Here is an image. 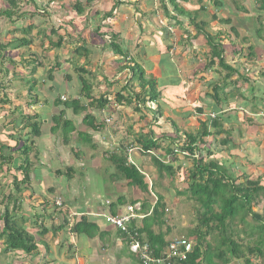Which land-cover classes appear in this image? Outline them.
<instances>
[{
  "label": "rangeland",
  "instance_id": "rangeland-1",
  "mask_svg": "<svg viewBox=\"0 0 264 264\" xmlns=\"http://www.w3.org/2000/svg\"><path fill=\"white\" fill-rule=\"evenodd\" d=\"M8 1L0 0V10L9 8ZM78 1L56 0L51 3V1L45 0V2H49L47 13L44 14L49 19H45L33 14L28 15L33 12V5L30 0H19L18 7L16 6L13 12L15 15L16 12L17 15L19 14V10L27 12L23 17L24 20L16 19L14 23L6 16L0 18V122L7 123L8 119H11L7 116V112L19 109L22 105L30 110L31 105L34 104L36 106L34 110L41 111L45 119L46 117L51 119V114L58 113V109L53 104L58 99L64 102L62 97L69 100L70 97L67 91L72 87L75 79L86 72L84 76L95 86V95L98 96L97 98L101 97L102 100L107 98L104 96L112 95L115 101V95L118 92L128 96L129 89L136 92L140 91L138 76H133L130 69L126 68V65H122L125 59H121L117 55L108 56L102 52L99 67L96 71L91 72L86 71L84 68L83 70L76 69L73 65H68L69 61L65 60L66 58L68 60L72 58L71 55L66 53L67 45L72 41L71 38H75L73 40L79 42L83 39L89 42L93 40L100 41L101 46L109 47L114 32L111 30L107 32L106 29L113 20L112 22L116 28L120 29L119 34L136 32L139 35L137 48L148 43L150 46H155V52L158 50L156 53L146 51L140 55L136 54L134 58L136 61L141 62V66H144L148 78L157 80L156 87L160 92V96L156 100L157 102H147L145 106L142 104L140 111L134 109L136 103L132 107L123 106L121 108L115 105V102L107 103L105 106L106 111L114 115L117 125L119 122L118 135L115 133L105 135V137H109L110 144L114 145L115 148L111 149L106 145L105 149L103 147L98 150L91 158L93 161L88 163L85 156L80 157V155H84L86 150L83 152V149L90 146H82L81 150V145H79L81 137H78L77 140L71 138L70 142H74L76 146H73V149L71 148V152L69 151L70 146L68 147L69 157L75 158L77 154L84 165L89 164L92 168L97 167L96 170L88 168L83 170L80 165V168H77V173H83L86 179L89 174L92 178L91 183L97 187H102L104 183L108 185L119 179L123 182L120 191L127 192L129 190L131 195L136 191L141 197V202L148 201L151 205L156 202V195L161 196L162 203L165 205L163 217L165 221L161 226H156V231L163 230L167 240L177 237L187 238L189 232L199 226L200 212L203 211L200 204L191 196L188 190L190 182L187 179L188 177L183 179V176H188V170L193 167L192 159H184L183 156L179 155L180 159L171 165L176 171L174 174L165 170L161 171L154 162L153 158H157L156 156L162 158V155L167 151L166 148H174L173 145L178 138L171 139L169 135L180 134V136H184L192 134L193 136H199L203 131L202 123L206 122L212 134L206 137L205 143L213 150L218 162H222L226 166L227 174L229 176L233 175L237 183H244L247 179L258 180L261 178L260 181L264 184V114L259 112L264 107V40H260L261 34L264 35V30L259 33L260 28L264 29V18L260 19L257 16L259 10L257 2L254 0H177L179 7L189 12L188 14L180 13L177 15L178 12L174 9L171 0ZM98 2H124V10L113 13L112 17L106 20L105 12L101 11V7H98L100 10L94 7ZM38 3L42 4V2ZM75 3L81 5L83 12L80 16L75 11H70L74 17L72 16L69 19L67 12ZM202 6H204V9H200ZM248 13L251 15L249 16ZM225 19H228V21H222ZM72 20H75L74 24L70 22ZM36 21L40 23L35 25ZM191 22L199 24L204 22V29L214 36L216 42L222 44L223 57L226 63L236 70L230 76L226 75L229 73V69L220 67L217 59L211 67L207 66L211 59L212 48L205 36L198 33L197 28ZM24 23L35 25L31 30V34L28 35L32 39L31 45L20 49L10 48L7 44L11 40H17L23 36L21 35V27ZM44 26L48 28L47 32H50L53 28L57 30V33L64 34L65 32L67 34L66 38L68 40L65 39L66 41L61 48H49V37L56 39L57 36L49 33L50 36L45 37V34L43 35L40 32ZM68 27L73 28V37L67 33L68 30H72ZM166 30L170 35H167ZM106 34L109 37L105 36ZM160 34L163 38H159ZM74 48L72 51H74ZM94 57L98 58L99 56ZM159 57L166 59L163 67L160 65L161 70L158 67ZM58 59L62 62L59 66L56 65ZM32 60L37 63H33ZM33 69L35 70L33 71ZM33 77L36 78L38 83H35V91L31 93L29 80ZM123 87L127 89L123 91ZM34 94L39 96L37 103L30 101L32 100L30 95ZM19 97L26 100L24 104H18L22 100ZM150 109L153 110V113L148 116L146 114L150 113ZM251 111H254V113H251ZM133 114L138 117L133 118ZM129 116H132L135 120H127L126 117L129 118ZM146 118H149V121ZM216 118H219L218 125H220V128L217 129L213 127V121ZM3 123H0V130L7 127V124L11 122ZM140 123L143 127H140ZM52 124L54 123L51 121H43L44 131ZM136 128H140L139 132L141 133H153L156 136L154 138H157L158 141L163 140L164 142L161 141V146H163L160 149L161 151L154 150L153 152L156 154L145 153L142 150V141L137 140L140 139L138 138L139 132L130 133V130H136ZM143 128L146 132L142 131ZM62 135L57 136L54 140L55 151L59 152V156L53 158V161L50 160L48 152L51 149L49 136L39 140L42 145L39 146V153H36V150L33 151L34 154L31 152L30 161L33 166L36 165V168H40V172L42 168H49L48 165L51 167L52 182L48 179L49 182L41 186L37 181L34 182L31 174V181L22 185L23 190L21 193H16V188L12 182L15 170L12 168L17 165L18 160H13L8 165L9 167L5 165L0 169V216L6 206L12 209L17 195L23 207L21 210L18 209V213L22 215L25 212L27 216H30L29 219H26L25 224L28 230L34 234L37 233V226L44 218L42 216H44L46 205H55V200L52 199L53 194L48 191L50 184L57 185L59 183L61 186L67 187L70 183V178L67 175L56 174L58 169L65 172L68 163L70 166V160L66 159L64 161L63 158L66 155L59 151L65 143ZM65 138L68 139L69 137ZM3 139L4 137H0V147H2V143L4 144ZM178 140L180 141V139ZM130 144L135 146V150L132 152L129 151ZM206 144L204 145L206 146ZM1 151L5 155L11 154L7 149ZM45 152L48 153L49 157ZM108 154L110 156L114 154L125 156L127 163L135 164L143 174H146L144 176L149 185L148 191L140 189L139 192L138 187L131 186L124 175L117 170L115 164L109 160V157H106L109 156ZM95 157L98 160H95ZM136 157H140L142 162H138ZM22 161L23 159L20 157L19 163L23 164ZM164 161L167 163L169 159L165 158ZM179 167L182 169L179 170ZM31 168L33 172L32 165ZM35 173H38V170ZM100 176L106 181L101 179ZM77 180H81V183L83 181L80 176H77ZM79 185L81 186V184ZM44 188H47V190ZM78 189L79 187L75 184V190ZM47 191L48 193H46ZM11 192L15 196L12 198L9 196L8 200V195ZM49 196L52 197V200L49 199L51 204L50 202L47 204L46 202L37 201L40 197ZM118 197L123 198L125 201L129 200L126 194ZM61 198L64 202V197ZM24 203L35 207L36 211L34 212L37 213L32 210H25ZM16 206L19 207L18 203H16ZM65 209L63 208L60 211L63 213L61 215L62 223L67 222L64 216V214H67L64 212ZM253 210L264 213V198L253 206ZM247 220L251 224L258 223L256 219H252L250 216ZM51 221L58 224L61 219L58 217L48 219L46 224L51 225ZM233 224L236 227L227 229L228 236L237 240L244 250H246L247 244L255 245L257 234L252 237L249 236L250 234H244L242 230L247 225L241 224L239 219H236ZM35 225L36 227H34ZM43 227L46 228L45 225ZM220 235L222 236L221 229L218 233L209 234L207 240L216 246V241ZM217 251V248H213V253L216 254ZM249 258L253 264H264V257L250 255ZM24 260V258H17L12 254L0 252V264H22ZM216 261L219 260L216 259ZM29 263L34 264V261L30 260ZM230 264H244V259L231 258Z\"/></svg>",
  "mask_w": 264,
  "mask_h": 264
},
{
  "label": "trees",
  "instance_id": "trees-1",
  "mask_svg": "<svg viewBox=\"0 0 264 264\" xmlns=\"http://www.w3.org/2000/svg\"><path fill=\"white\" fill-rule=\"evenodd\" d=\"M171 1L173 3L174 9L178 12L177 15H179L180 13H189L179 7L176 2L177 0ZM8 2L9 8L0 10V18L6 16L11 22L14 23L16 19L24 20L23 17L26 15L27 12H21L19 10L18 15L16 12L17 16L13 12L15 7L18 5L19 0H9ZM30 2L33 5V12L28 15L33 14L34 16L49 19V17L44 15L47 13L49 2H45V0L42 2V4H39L38 2H36V0H30ZM76 2L79 1L76 0ZM118 4L119 2H116V4L110 9L109 12L104 13L106 20L107 18L110 19L112 17V14L115 13ZM257 5L258 8L264 12V0H258ZM71 9L67 12L69 14V19L72 18V16L74 17V15H71L72 12L70 11H75L79 15H81L83 12V8L77 3L72 5ZM200 9H204V6H202ZM73 21L75 20H72L70 22H72L73 24ZM222 21L227 22L228 19ZM39 23L40 22L36 21L34 24L38 25ZM191 23L194 27L197 28L198 33H202L205 36L209 46L212 48L211 59L207 66L211 67L212 64L216 63L215 60L217 59V62L220 67L229 69V73L226 74L227 76H230L232 72H235L236 70L232 68V66L227 64L223 57L224 50L222 48V44L216 42L214 40V36L204 29L205 23L201 22L202 25L197 22ZM35 25H33L32 23H24L21 27V35L23 36H21L20 39L11 40V42H9L7 45H9V47L12 49H20L30 46L32 43V39H30L28 35L31 34V30L33 27H35ZM47 29L48 28L44 26L42 27V30H40L43 35L45 34V37L50 36L49 33H52L57 36L56 39H54L53 37H49V48L59 49L62 47L64 42L68 40L66 38V33H57V30L53 28H51L50 32H47ZM166 31L167 35H170L168 30ZM159 38H163L162 34H160ZM81 41V45L74 48L76 58H81L82 56H87L89 54V51L87 49L88 45L86 41L84 39ZM102 49L104 51L110 49L109 51H111L114 55H117L121 59H125L124 65H126V68L130 69L132 75H137L140 80V91L136 92L134 90L129 89L128 96L122 94L121 92H118L115 95V103H117V105L119 104L124 107H132V105L136 103L134 109L140 111L142 104H144L145 106L147 102H157L156 100L160 96V92L157 90L156 87L157 80L155 78H148L145 74L144 67L141 66L142 64L140 62H137L134 57L130 59V57L127 56L125 50H123L122 46L117 42L116 33L112 35V40L109 44V47L104 46L102 47ZM22 54L25 55L24 53ZM74 59L75 57H72L70 60L66 58L65 60L75 65L76 69H79V65L75 64V62L72 61ZM162 60L163 61L161 62V65L163 67V63L166 59L162 58ZM32 61L33 63H37L35 62V60ZM60 63L62 64V62L58 59L56 65L59 66ZM34 70L35 69H33V71ZM85 74H80V80L82 82V91L84 92V95L89 96V98L92 99L91 101H89L92 106L94 105L97 109H104L107 103H112L111 100L109 98L102 100L101 97L96 99L94 96H92V86L89 81L84 77ZM29 82L30 92L33 93L35 91V85L38 82H36V78L34 77L33 79H30ZM123 88V91L127 89L126 87ZM30 96L32 98V100L30 101H34L35 103L38 102V94ZM78 102L79 101L77 99L69 98V100L65 99L64 102H61L58 99L54 104V106L58 109V113H55L51 118L52 122L54 123V125L51 127L52 132H56L57 130L62 129L61 131H63L64 142L66 144L68 142V139H66L65 137L68 138V135L74 130V124L71 120L65 118V113L69 109L73 110L75 114H78L79 112L84 110L86 106H80L78 105ZM155 110L156 109L154 108V111ZM149 111L150 113L146 114L148 116L152 115L153 113V110L150 109ZM23 116L24 119L22 120L20 125L19 123H15L19 129L18 135L14 133L6 134L9 139L15 140V144L13 145L10 143V145H5L1 142V146L3 147V149L2 147H0V151L7 149L11 153L9 154L10 156L7 154L6 156L4 152H0V159H2L0 160V169L2 168V166L4 167L5 165L9 167L8 165L11 164V162L14 160V157H17L18 163L14 168H12L13 170H15L13 172L12 182L14 187L16 188V193H21L23 190L22 185L28 184L31 181V165L33 168L35 165L33 166L29 156L31 152L35 151V139L40 137L44 132L41 125L42 122L45 120L39 121V119H35L34 116H25L24 114ZM40 117L38 116V118ZM31 119L35 120L32 121ZM218 119L216 118L213 121V127H215L216 129L220 128V125H218ZM22 123L23 125L21 126ZM30 125L31 128H28ZM202 125L203 131L199 136H193L192 134H186L187 136H180V134L169 135L171 139L178 138L180 139V141H183L180 142L177 139L175 140L173 149L166 148L168 152L165 151V154L162 155V157L168 156L169 162L167 163L169 164L163 162L160 156H156L157 158H153L158 169H160L161 171L165 170L168 173L172 174L176 173V171L171 165H173L174 162L176 163L180 159L179 155L183 156L184 159H192L193 161V167L188 170V176H183V179L188 177L187 179H189L190 181L188 190L190 191L191 196L200 204L203 211L200 212L199 226L191 230L189 232V235L187 236V239L191 240L193 243L192 251L189 253L188 258L186 260L175 262L176 264H230L231 258H236L244 259V264H253L252 260L249 258L250 255H257L260 258L264 257V213L255 212L253 210V206L260 199L264 198V184L262 181H260L261 178L258 180L247 179L244 183H237L233 175L229 176L225 168L226 166L222 162H218L213 150H211L210 146H207L208 144L205 143L206 137L211 135L212 132L209 131L206 122H203ZM26 130H28L27 133ZM138 135V138L140 139L137 140L142 141V150L145 153H149V151H154L158 149L160 150L163 147L161 146V141L163 140L158 141L157 138H154L156 136H154L153 133L146 134L139 132ZM204 144H206V146ZM20 157H22L23 159V164L19 163ZM109 160H111L117 167V170L121 172L127 180H129V184L131 186L138 187L139 189L144 191H148L149 185L146 182L144 176L146 174H143L135 164L127 163V159L125 158V156H117L115 154L114 156H111V159L109 158ZM178 169L180 170L182 168L179 167ZM36 170L39 169L35 168V171L33 170V172H36ZM72 172L73 170L71 171V167L67 168L65 172L59 169L56 170L57 175H67V177L70 179L74 174V172ZM9 196L12 198L15 195L13 192H11L10 195H8V200ZM17 197L18 196L16 195L14 199L15 205L12 207V209H10L9 206H6L4 212L0 216V219L3 223L0 224V252L7 253L10 255L12 254L17 258H24L25 260L22 264H30L29 259L32 260V258H34L37 253L39 244L41 245V243L39 242V240H37L35 236L36 233L34 234L28 230L25 224L27 218L24 216V214L21 215L18 213V209L21 210L23 207L21 206L19 197ZM156 197L157 200L153 205H151L148 201L141 202V208L138 210V212L145 213V217L143 218V226L138 227L132 223L130 226V232L132 234L137 233V239L139 241L147 239V241L152 246L157 248V251H160L167 245V241L164 236L165 233H155L152 227L154 225L161 226L164 223L165 220H163V217L165 212V205L162 203L161 196L159 197L156 195ZM20 200H22V198H20ZM118 200L122 204L127 203L124 199ZM136 201L137 200L133 201V204H135ZM16 203H18L19 207L16 206ZM249 216L252 219H256L258 223L251 224V222L247 220ZM236 219H239L241 224L247 225V227L242 230L244 234H250L249 236L251 237L257 234L255 245L251 246L250 244H247L246 250L241 248V245H239L237 240L227 235V229H234L236 227L233 224ZM220 229L222 236L220 235V237L216 241L217 245L214 246L211 241L207 240V236L211 233H218ZM94 230L95 228L90 225L89 222L85 221L84 218H82L80 222L74 224L73 226L74 232L78 234L85 233L88 236H92ZM48 231L49 229L45 228L43 231H41V233L42 235H45L46 233H48ZM123 234L126 237V240L128 241L130 239V237L127 236L128 234ZM213 248H217L218 251L216 252V254L213 253ZM216 259L219 261L217 262Z\"/></svg>",
  "mask_w": 264,
  "mask_h": 264
},
{
  "label": "crops",
  "instance_id": "crops-1",
  "mask_svg": "<svg viewBox=\"0 0 264 264\" xmlns=\"http://www.w3.org/2000/svg\"><path fill=\"white\" fill-rule=\"evenodd\" d=\"M43 1L44 0H36V2H43ZM50 1L51 3H53L56 0H50ZM254 1L258 2L257 0H254ZM123 3L124 2H119L118 7L115 10V13H119V12H122V10H124ZM115 4L116 2H98V4L94 5V7H96L97 10H100L98 7H101L102 12H107V11H110V9ZM248 14L249 16L251 15L250 13ZM257 16L260 17V19L264 18V12L261 9H259ZM78 19H81V18H78ZM112 21L113 20H111V22L108 24L109 26H108V29H106V31L108 32L109 30H111L114 32V34L115 33L117 34V38L119 39V41L117 39V42L122 46L123 50H125L127 56H129L130 59L135 57L136 54L140 55L141 53L146 52V51H149L150 53L151 52L156 53L158 51L157 50L155 52V49H156L155 46H150L148 43H146L145 46L137 48V41H138L139 35L136 32L134 33L125 32L123 35L119 34L120 29H117ZM74 22L75 21H73V24ZM68 28L72 30H68L67 33L71 34L73 37L74 36L73 28L72 27H68ZM263 30L264 29L260 28L259 33L263 32ZM105 36L109 37L108 34H106ZM260 38H261L260 40H264V35L261 34ZM73 39L75 38H71L72 41L67 45L66 53L71 55L72 57H75V59L72 61L75 62V64L79 65V70H83L84 68L86 71L87 70L90 72L96 71L97 67H99V61H100L102 52L108 56H111L113 54L111 51H109L110 49L104 51L102 49V47L104 46L100 45L101 43L100 41L93 40L89 42L85 39L88 45L87 49L89 51V54L87 56H82L81 58H76L75 50L72 51V49L74 47H78L79 45H81L82 41L79 42L78 40L75 41ZM93 55L99 56V57L95 58ZM162 61H163L162 58L159 57V61H158L159 69H160V65ZM137 62H140V61H137ZM100 63H103V62H100ZM67 64L73 65L71 62H68ZM122 64L124 65L125 62H123ZM73 66L75 67V65ZM85 78L88 80L87 77ZM89 83L92 86L91 95L97 98L98 96L95 95V86L92 85L90 81ZM67 94L70 98L77 99L79 101L78 105L86 106L85 109L79 112L78 114H75L74 111L70 109L67 110L65 113V118L73 122L74 130L68 135L69 138H68L67 144L63 143V146L60 147L61 149L59 151L63 153L64 155H66L63 158L64 161H66V159L68 161L70 160V166L68 163L67 168L71 167V171L73 170L74 174L72 178L70 179V183L67 185V187H64V185L61 186L59 183L57 185L50 184L51 186L50 188H48V191L51 192V194H53V198L50 196L45 197V198L40 197V199L37 200L38 202L42 201V203L46 202L47 204L48 202H50L51 204L52 199L56 200L57 198L64 197L65 201L63 202L64 203L63 208H66L64 212H66L67 214H64V216H65V221L67 222L62 223L63 219L61 215H63V213L60 212L61 211L60 208L56 209L55 205L54 206L46 205V210L43 213L44 216H42L44 218L40 221V225H38L36 229L37 231L36 238L37 240H39L41 245L39 244L37 253L34 256V258H32V260L34 261V264H56V263L58 264H141L137 255L134 254L129 249V244L124 234L120 230L112 226L111 224L107 223L104 218L105 214L124 213L126 211L127 206H129L130 204H133V201L135 200H137L135 205L141 204V201H140L141 197L139 196V194H137V192L134 191L133 195H131L128 189H127L128 190L127 192L120 191V188L123 187L122 186L123 182H121L119 179H116L114 182H111L108 185L104 183L102 187L95 186V184L91 183L92 181L91 176H89L88 174V177L86 179L83 173H80V174L77 173V168H80V165H81L83 170L85 168L96 170L97 167L92 168V166H90L89 164L84 165V162L80 161L77 154L75 155L76 156L75 158H70L67 153L69 146H70L69 147L70 152H71V148L73 149V146H76L74 142H70V139L73 138V140H77L78 137H81V139L79 140L80 141L79 145H81L80 149L82 150L83 147H88V145L91 148L90 147L87 149L84 148L83 152L85 150L86 152L84 155H80V157L85 156V159L87 160L88 163L90 161L92 162L93 160L91 158L101 148L104 147L105 149L106 145L108 146V148H111V149L115 148L114 145L110 144L111 142H109V137H105V135L107 133H110V134L115 133L116 135H118L119 133L117 132V129H118L117 127L119 125V122L117 125L115 121L116 118L114 117V115H111L110 113H108L105 108L97 109L94 105L92 106L89 103V101H91L92 99L89 98V96L84 95V92L82 91V82L80 80V75L75 79L74 84L72 85V87L69 88V90L67 91ZM104 97L109 98L111 102H115L112 98V95H108V96L106 95ZM19 99H22V98L19 97ZM23 99L19 101L18 104L20 105L24 104V101L26 100H23ZM115 105H117V103H115ZM35 107L36 106L31 105V109L27 110L24 107V105H22V107H20L19 109H16L11 112L9 111L6 113L7 116L11 117V119H8V122H11V123L7 122L8 123L7 124V123H3L4 121L0 122L3 124H7V127H3L2 130H0V133H2L0 137L1 138L4 137L2 141H4L5 145L6 144L10 145V143L13 145L15 144V140L9 139L8 136H6V134L14 133L18 135L19 129L15 123L17 124L19 123L20 125V123L24 119L23 114L25 116H32V117L34 116V118L37 120L39 119V121H42L45 119V116L42 115L41 111L34 110ZM118 107L121 108L123 106L118 104ZM259 112L264 114V107L262 108V110H259ZM251 113H254V111H251ZM115 114H116V110H115ZM53 115L54 114H51V118ZM38 116L39 117L41 116V117L38 118ZM132 116L135 119L138 117V116H135V114H133ZM132 116H129V118L126 117V119L127 120L130 119L129 121H134L135 119H133ZM106 118H110L111 122L110 123L105 122ZM35 119H31V120L34 121ZM146 120L149 121V118H146ZM48 121L52 122L51 119H48L46 117L44 122H48ZM22 125L23 123L21 124V126ZM53 125L54 124L48 127V129L44 131L40 137L36 138L35 139L36 143L34 144L36 146L35 148L36 152L39 153L38 150L42 146L39 143V140L43 139L45 136H49V140H51L50 141L51 149L48 150V152L50 155V160L52 161L54 160L53 158H57L59 156L58 154L59 152L55 151L56 146L54 144V140L56 139L57 136L62 135L63 133L61 129L57 130L56 132H52L51 127ZM140 127H143L141 123H140ZM28 128H31V125ZM42 129L45 130V127L42 126ZM139 129L140 128H136V130L132 129L130 130L131 131L130 133H133V132L138 133ZM27 131L28 130H26V133ZM142 131L146 132L144 128L142 129ZM110 139H113V138H110ZM130 145L132 146L133 144H130ZM45 154L47 155L48 153L45 152ZM49 155L47 156L49 157ZM114 155H111V156H114ZM31 156L32 154L29 156L30 159H31ZM109 156H106V157H109ZM111 156L109 157L110 159H111ZM94 159L96 160L97 158L95 157ZM136 159L138 162H142L140 157H136ZM14 160H17L16 156ZM75 164L76 166H74ZM36 167L37 166L35 165L34 171ZM48 167L49 168H45V169L42 168L41 172L38 170V173H35V172L31 173L32 179L34 180V182L37 181L38 183H40L41 186L43 184L44 185L47 184L49 182L47 181L48 179H50L52 182V177L50 176L52 173V169L49 165ZM46 173L48 174L45 175ZM97 173L98 172L96 171V174ZM77 176H80L82 178L83 180L82 183H81V180L80 181L77 180ZM100 178L103 179L102 176H100ZM103 180L106 181L105 179ZM127 182H129V180H127ZM74 183L77 184V186L79 187L78 190H75ZM79 184H81V186ZM44 189L47 190V188H44ZM48 191L46 193H48ZM139 192H140V189H139ZM124 194H126L129 197V200L126 201L127 203L122 204L120 203L118 199H123V198L118 197V196L124 195ZM35 205H38V204H35ZM24 209L32 210L33 212L36 211L35 207L29 206L27 204H25ZM34 213H37V212H34ZM23 214L25 215L27 219H29L30 216H27L25 212ZM139 214H141L142 216H145V213L140 212ZM56 217L61 219V222H59L58 224H54V222L51 221L52 224L49 226L46 224L48 219H53ZM82 218H84L85 221L89 222V224L95 228L92 236H88L85 233L78 234L73 231L74 224L80 222ZM133 224L138 227H142L143 218H137L136 220L133 221ZM43 225H45L46 228L48 227L47 229H49L48 233H46L45 235H42L41 233V231L45 229ZM156 226L157 225H154L152 227L155 233L161 232L162 234H164L163 230L156 231ZM34 227H36V225ZM165 239L166 241H168L166 236H165ZM145 240L147 241V239Z\"/></svg>",
  "mask_w": 264,
  "mask_h": 264
},
{
  "label": "built area",
  "instance_id": "built-area-1",
  "mask_svg": "<svg viewBox=\"0 0 264 264\" xmlns=\"http://www.w3.org/2000/svg\"><path fill=\"white\" fill-rule=\"evenodd\" d=\"M106 122L110 123L111 119L107 118ZM55 205L62 207L64 205L63 200L57 198ZM137 216L135 207L129 205L124 213L116 215L105 214L104 218L107 223L128 234L130 247L132 251L138 254L141 264H174L175 260L183 261L188 258L189 253L193 249V243L185 237L171 240L166 250L160 254H156L157 252L148 242H140L137 239V233L132 234L130 232V222Z\"/></svg>",
  "mask_w": 264,
  "mask_h": 264
},
{
  "label": "clouds",
  "instance_id": "clouds-1",
  "mask_svg": "<svg viewBox=\"0 0 264 264\" xmlns=\"http://www.w3.org/2000/svg\"><path fill=\"white\" fill-rule=\"evenodd\" d=\"M62 99H66L65 97H62ZM107 119V118H106ZM106 119H105V122H106ZM133 150H135V146H131L130 148H129V151L130 152H132ZM149 153H153V154H156L155 152H153V151H149ZM165 154V153H164ZM163 154V155H164ZM162 155V154H161ZM163 158V157H162ZM165 158H168L169 159V157L168 156H165L164 158H163V162H165L164 161V159ZM131 206H134L135 207V210H136V213L138 212V210L141 208V204H137V205H135V204H131ZM55 207H57V208H60L61 210L63 209V207H64V205L62 206V207H58V206H56L55 205ZM128 207V206H127ZM127 209V208H126ZM113 215V214H112ZM137 217H135L134 219H132V221H134V220H136L137 218H144L145 216H142L141 214H139V212L137 213ZM130 222V226H131V224L133 223V222ZM119 230V229H118ZM122 232V231H121ZM123 233V232H122ZM177 238H181V237H177ZM186 238V237H185ZM173 239H175V238H173ZM173 239H170V240H168L167 241V245L162 249V250H160V251H157L156 249V247H154V246H152L148 241H146L145 239H143V241H140V242H148L150 245H151V247L157 252L156 254H160L162 251H165L166 250V248H167V246H168V244H169V242L171 241V240H173ZM129 241H130V239L128 240V244H129ZM129 249L132 251V249H131V247H130V244H129ZM134 254H136L134 251H132ZM137 255V257L139 258V256H138V254H136ZM139 261H140V259H139ZM175 261H178V260H175ZM140 263H141V261H140ZM174 264H176V262H174Z\"/></svg>",
  "mask_w": 264,
  "mask_h": 264
}]
</instances>
